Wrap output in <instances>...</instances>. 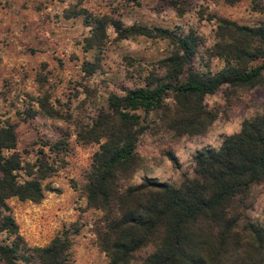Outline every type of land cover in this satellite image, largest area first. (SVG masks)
Returning <instances> with one entry per match:
<instances>
[{"label": "trees", "instance_id": "1", "mask_svg": "<svg viewBox=\"0 0 264 264\" xmlns=\"http://www.w3.org/2000/svg\"><path fill=\"white\" fill-rule=\"evenodd\" d=\"M234 4L237 0H225ZM93 37L110 24L119 38H159L172 46L158 62L159 74L144 87L111 95L78 138L96 144L83 186L89 208L100 211L95 228L97 245L108 264H131L135 254L150 249L141 264H264V228L247 215L251 188L264 183V109L226 136L219 148L195 152L194 178L175 188L144 177L128 184L139 157V137L155 113L176 136H198L217 119L204 98L221 87H264V20L254 26L217 20L216 41L206 53L223 67L196 69L193 60L201 46L194 32L132 26L96 19ZM92 45V44H91ZM258 62L257 65L254 63ZM62 141L45 144L52 157L40 153L33 163L18 155L15 126H0V264H68L72 238L78 229L63 228L44 247H29L19 233L7 201L39 203L51 189L43 182L56 171ZM169 159L177 165L173 154Z\"/></svg>", "mask_w": 264, "mask_h": 264}, {"label": "rangeland", "instance_id": "2", "mask_svg": "<svg viewBox=\"0 0 264 264\" xmlns=\"http://www.w3.org/2000/svg\"><path fill=\"white\" fill-rule=\"evenodd\" d=\"M96 19L122 28L194 32L201 41L194 68L208 65L216 72L223 62L206 51L216 41L217 20L254 26L264 20V0H0V126H15L16 151L24 163H33L41 152L52 157L45 144L62 141L64 147L56 173L43 182L51 189L44 199L13 198L7 205L29 247H44L75 225L68 264H108L95 235L102 213L89 208L83 192L98 145L82 143L78 134L106 109L111 95L144 87L150 75L160 77L158 62L172 51L159 38L121 39L110 24L93 39ZM204 105L217 119L198 136L178 137L155 113L148 116L149 128L136 147L139 164L128 184L148 177L178 188L184 178H194L195 152L219 148L244 121L261 114L264 87L223 86L205 96ZM248 205L250 220L264 228V183L251 188ZM149 251L135 254L131 264H141Z\"/></svg>", "mask_w": 264, "mask_h": 264}]
</instances>
